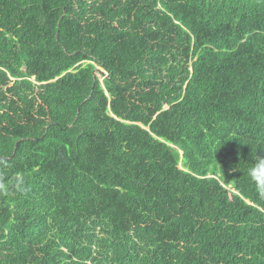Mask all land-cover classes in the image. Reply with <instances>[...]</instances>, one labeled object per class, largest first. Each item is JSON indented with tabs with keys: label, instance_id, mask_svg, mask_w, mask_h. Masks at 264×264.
Wrapping results in <instances>:
<instances>
[{
	"label": "trees",
	"instance_id": "trees-1",
	"mask_svg": "<svg viewBox=\"0 0 264 264\" xmlns=\"http://www.w3.org/2000/svg\"><path fill=\"white\" fill-rule=\"evenodd\" d=\"M262 162L264 0H0V264H264Z\"/></svg>",
	"mask_w": 264,
	"mask_h": 264
},
{
	"label": "rangeland",
	"instance_id": "rangeland-1",
	"mask_svg": "<svg viewBox=\"0 0 264 264\" xmlns=\"http://www.w3.org/2000/svg\"><path fill=\"white\" fill-rule=\"evenodd\" d=\"M97 76L100 80L102 79V76L100 74H97Z\"/></svg>",
	"mask_w": 264,
	"mask_h": 264
},
{
	"label": "clouds",
	"instance_id": "clouds-1",
	"mask_svg": "<svg viewBox=\"0 0 264 264\" xmlns=\"http://www.w3.org/2000/svg\"><path fill=\"white\" fill-rule=\"evenodd\" d=\"M261 166H264V162H262V164L261 165H259L258 167H261ZM255 171V170H254Z\"/></svg>",
	"mask_w": 264,
	"mask_h": 264
},
{
	"label": "water",
	"instance_id": "water-1",
	"mask_svg": "<svg viewBox=\"0 0 264 264\" xmlns=\"http://www.w3.org/2000/svg\"><path fill=\"white\" fill-rule=\"evenodd\" d=\"M16 147H17V146H15V150H16Z\"/></svg>",
	"mask_w": 264,
	"mask_h": 264
}]
</instances>
